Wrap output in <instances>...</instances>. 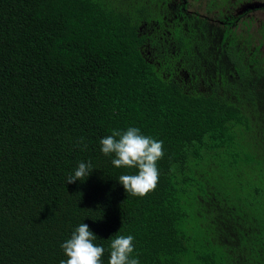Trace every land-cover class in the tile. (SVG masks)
Segmentation results:
<instances>
[{"label": "trees", "instance_id": "1", "mask_svg": "<svg viewBox=\"0 0 264 264\" xmlns=\"http://www.w3.org/2000/svg\"><path fill=\"white\" fill-rule=\"evenodd\" d=\"M195 1L0 0V264H61L81 223L102 264L119 235L139 264H264V25ZM129 127L163 142L143 197L101 151Z\"/></svg>", "mask_w": 264, "mask_h": 264}, {"label": "clouds", "instance_id": "2", "mask_svg": "<svg viewBox=\"0 0 264 264\" xmlns=\"http://www.w3.org/2000/svg\"><path fill=\"white\" fill-rule=\"evenodd\" d=\"M118 137V139H117ZM81 137L78 145L86 148ZM101 151L106 156H113L112 164L116 168H137L138 174H123L118 182L127 194L143 197L154 190L159 174L157 161L164 155L163 142L141 134L139 128L129 127L126 131L113 130L100 140ZM91 163L80 162L73 175L67 178L71 184L77 180L84 181L92 172ZM96 235L85 223H81L72 233L71 238L61 244L67 260L61 264H102L101 257L105 249L93 243ZM134 237L116 236L110 243L109 264H139L131 257L134 251Z\"/></svg>", "mask_w": 264, "mask_h": 264}, {"label": "flooded vegetation", "instance_id": "3", "mask_svg": "<svg viewBox=\"0 0 264 264\" xmlns=\"http://www.w3.org/2000/svg\"><path fill=\"white\" fill-rule=\"evenodd\" d=\"M187 0H169V2H168V8L170 9V11H168V10H163V9H161L160 10V12H158V13H160V15L162 16V19L163 20H166V15H167V11H168V15H170V18L168 17V20L169 21H172L174 18H176L177 17V14H176V7H177V5H185V2H186ZM185 10L183 11L184 13H189V7H183ZM233 8H235V13L237 14H239V15H242V14H246L247 16H251V14L254 12L253 11V9L251 8V6L249 5V4H246V3H239V4H237L235 7H233ZM190 11H192V10H190ZM181 18V17H180ZM251 22V21H250ZM249 22V23H250ZM170 27H172L171 25H168V24H166L165 25V28H166V31H169L168 30V28H170ZM174 27V26H173ZM173 27L172 28H170L172 31H173ZM256 31V30H255ZM255 35V34H254ZM256 39V38H255ZM220 40H223V41H225L224 40V37H220ZM225 44H226V41L224 42V46H223V51H224V47L226 48V46H225ZM174 47V45H172V48ZM253 51V49H251V52ZM251 52H249V53H247L245 56L247 57V58H249V55H250V53ZM161 54V53H160ZM178 66H182L180 63H179V65ZM182 71L184 72V74H187L184 70H182V69H180L179 68V70H178V73H180V74H182ZM218 75L220 76V78L221 77H223L224 75H228V72L225 70V72H221L219 69H218ZM229 76V75H228ZM187 77V76H186Z\"/></svg>", "mask_w": 264, "mask_h": 264}, {"label": "rangeland", "instance_id": "4", "mask_svg": "<svg viewBox=\"0 0 264 264\" xmlns=\"http://www.w3.org/2000/svg\"><path fill=\"white\" fill-rule=\"evenodd\" d=\"M194 4V9L199 10V11H204L203 7L200 6V1L196 2L195 0H191ZM240 0H234V4H239ZM192 7V6H191ZM192 7V8H193ZM235 11V8H232ZM254 17V20L252 21V28L250 29V31H253L255 33V38L256 36L258 37L259 34H257V32L254 30L255 28H260V26L264 25V10H258V11H254L251 14ZM244 24V23H242ZM241 23H239V25H242ZM244 28V27H243ZM245 29V28H244ZM254 38V42L256 43V39ZM260 49L262 50V53H264V44H262V46H260Z\"/></svg>", "mask_w": 264, "mask_h": 264}, {"label": "water", "instance_id": "5", "mask_svg": "<svg viewBox=\"0 0 264 264\" xmlns=\"http://www.w3.org/2000/svg\"><path fill=\"white\" fill-rule=\"evenodd\" d=\"M263 4H264V3H263ZM263 4H262V5H263Z\"/></svg>", "mask_w": 264, "mask_h": 264}]
</instances>
